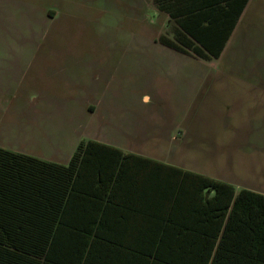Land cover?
I'll return each instance as SVG.
<instances>
[{
	"label": "rangeland",
	"instance_id": "obj_1",
	"mask_svg": "<svg viewBox=\"0 0 264 264\" xmlns=\"http://www.w3.org/2000/svg\"><path fill=\"white\" fill-rule=\"evenodd\" d=\"M248 19L260 32L241 39L239 28L206 63L159 42L173 23L155 0H0V147L67 164L80 141L162 134L204 175L223 178L228 160L240 173L230 148L264 139V103L245 99L264 80V0H251ZM115 123L129 134L99 132Z\"/></svg>",
	"mask_w": 264,
	"mask_h": 264
},
{
	"label": "trees",
	"instance_id": "obj_2",
	"mask_svg": "<svg viewBox=\"0 0 264 264\" xmlns=\"http://www.w3.org/2000/svg\"><path fill=\"white\" fill-rule=\"evenodd\" d=\"M247 1L155 0L173 23L171 35L162 33L158 40L195 58H217ZM217 18L230 21L225 36L206 37ZM129 158L170 169L177 178L171 188L175 194L165 198L166 209L175 210L184 191L187 210L196 212V224L193 217L183 224L168 219L171 225L163 232L191 243L171 247L173 252L184 248L186 260L174 254L164 264H264V195L236 192L221 180L93 139L80 141L67 164L0 147V264H90L98 213L97 208L92 213L82 209L83 195L105 191ZM193 238L201 240L194 244Z\"/></svg>",
	"mask_w": 264,
	"mask_h": 264
},
{
	"label": "crops",
	"instance_id": "obj_3",
	"mask_svg": "<svg viewBox=\"0 0 264 264\" xmlns=\"http://www.w3.org/2000/svg\"><path fill=\"white\" fill-rule=\"evenodd\" d=\"M250 2L251 0H248L245 4L220 55L217 58L203 61L209 63L211 60L220 58L239 28H242L241 39L247 38V35L252 31L260 32V29H256V26L261 27L259 21L254 20L252 22L249 19L245 21ZM55 17L56 13L52 12L50 19ZM229 22L228 18H217L214 21L216 26L207 29L205 36H225V30ZM262 22L264 30V21ZM255 44L248 45L249 49H255L253 52L259 53L262 47L258 42ZM172 50L186 57L190 56L174 49ZM255 53H251L248 56H252ZM190 57L191 60L198 59ZM200 63L202 64L203 62ZM251 85L256 89L254 92L259 93L251 94V90L247 91L248 96L245 98L248 99L246 101L247 107L249 104V108L254 107L256 104L263 107L264 91L257 88L264 86V80L258 78ZM227 107L235 111L240 105L238 107L233 101L232 105ZM243 107L246 108L245 105ZM255 109L260 108L256 107ZM255 112H257L256 115H260L258 111ZM119 124H113L110 130L100 128L99 132L129 134L126 128L119 130ZM164 138L160 134L158 143L155 144L138 143V141H135L134 135L132 137L131 135L129 137L124 136L123 142L109 138L108 140H99V142L118 148L123 153H131L156 160L165 166L179 167L203 174L196 162H187V160L176 158L177 153L175 150H178L181 144L175 149L171 145L164 146L162 145ZM171 138L176 142L181 141L175 139L176 137L174 136H171ZM230 149L235 153L231 154L234 159L237 158L236 156L241 155L240 164L242 163V170H239L240 173H238L234 167H231L232 161L228 160L229 166L226 167V174L222 175L223 178L217 179L231 184L236 192L240 189H248L264 195V139L245 138L239 145H234ZM190 165L193 166L191 167ZM157 168L164 170V174H157ZM160 168L143 159L129 158L122 167V173L112 177L105 191L100 190L95 196L92 194L83 195L82 209L92 213L97 208L98 213V222L95 227L98 228L99 235L97 242H95L97 245L93 247V252L89 258L90 264H164L174 254H177L178 260H186L184 248L182 252L180 249L177 252H173L171 247L175 245L185 246L191 243V239L177 235H166L163 231L164 228L168 229V225H171L168 222L169 218L174 224H183L187 223V221H192L193 217V221L196 224V212L192 214V212L187 210L186 204L189 198L188 193L185 197L184 191L180 200L182 204L179 203L173 211L166 209L165 198L175 194V191L171 188L175 184L173 180H176L177 175L166 167ZM168 186L170 190L167 189ZM199 220H201V215ZM198 226H201V222L198 223ZM175 228H180V226H175ZM200 240V238H193V243L196 244Z\"/></svg>",
	"mask_w": 264,
	"mask_h": 264
}]
</instances>
